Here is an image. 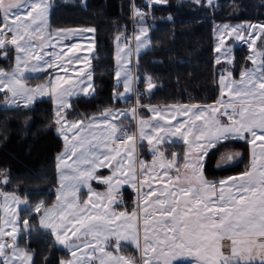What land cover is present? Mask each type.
Returning <instances> with one entry per match:
<instances>
[{
  "label": "snow or ice",
  "instance_id": "1",
  "mask_svg": "<svg viewBox=\"0 0 264 264\" xmlns=\"http://www.w3.org/2000/svg\"><path fill=\"white\" fill-rule=\"evenodd\" d=\"M207 2L211 4L212 0ZM48 7L47 0H11L9 3L0 0V50L11 45L16 52L15 67L11 71L0 69V92L10 93V103L17 106L18 101L27 105L37 94L50 95L57 102V131L66 142L65 152L59 159L64 162L65 170L61 172L58 203L41 213L40 225L50 230L56 242L70 250L74 259L62 260L61 264H173L184 256L193 257L194 264H264V50H253L248 57L253 67L245 68L239 80L234 79L230 71L221 72V98L216 105L149 108L153 119L140 120L139 139L147 141L154 159L151 165L139 162L138 173L132 160L136 137L121 132L120 127L108 119L127 118L129 113L106 111L103 119L90 120L87 129L91 131L85 129L83 120L69 122L66 116H61L71 106L70 97L94 95L95 87L91 83V71L80 70L75 79L68 75L76 71L75 65L87 63L91 67L88 57L77 55L81 50L78 45H65L67 52L62 47L55 53V59H45V56L53 55L43 52L45 47H55L51 43L52 36L63 40L82 35L58 30L55 33L49 31L45 38ZM135 14L142 16L139 10ZM229 28L236 33L237 39L244 38V25L225 24L221 30L230 34ZM247 28L250 30L249 47L253 48L257 38L264 40V25L249 24ZM256 29L259 32L253 36ZM84 31L94 33L95 29ZM140 31L143 35L147 29ZM33 35L43 43L36 45ZM136 40L137 51L147 45L140 36ZM116 41L118 66L122 68L120 53L124 48L120 46L121 37L117 36ZM220 50L218 45L216 51ZM129 54L130 51L125 53ZM33 60L36 63H31ZM216 63H220V57ZM228 63L232 60L228 59ZM54 67L64 75L57 74L48 83L34 88L23 83L25 73L43 72ZM116 77L119 85L121 71L116 72ZM131 80L125 71L124 93H118L116 98L124 99L131 91ZM148 87L151 89L153 85L149 82ZM131 115L135 118V109ZM177 117L184 119L177 120ZM221 117H226L227 122ZM173 120L177 122L173 124ZM118 132H121L119 136ZM172 138H178L187 146L183 174L177 164V155L173 153L172 159H166L160 147L174 142ZM235 139L246 140L253 146L250 165L242 174L221 180L217 186L204 177L203 159L220 143ZM117 142L125 148L124 153L114 146ZM238 155L228 154L224 159L231 161ZM103 168L112 169L111 175H100L99 169ZM146 169L150 172L149 178L155 177L161 181V186L154 189L148 185L149 191L141 198L144 202L141 246L138 212H117L111 205L117 203L113 192L118 185L131 183L134 188L138 184L143 187L138 176H144ZM173 169L174 176L170 175ZM91 181L106 185L107 193L94 192ZM82 186L88 189V199L80 200L78 194ZM4 199L7 208L8 198ZM12 200L27 204L15 196ZM41 207L42 204L37 205L35 211L40 212ZM13 216L4 221L10 226L8 230L0 226V264H32L28 250L18 245V221ZM23 225L28 228V221L24 220ZM5 237L11 242L5 241ZM225 240L230 241V254L227 255L222 251ZM122 242L135 245L141 252L139 262L107 250L114 247L119 252Z\"/></svg>",
  "mask_w": 264,
  "mask_h": 264
},
{
  "label": "trees",
  "instance_id": "2",
  "mask_svg": "<svg viewBox=\"0 0 264 264\" xmlns=\"http://www.w3.org/2000/svg\"><path fill=\"white\" fill-rule=\"evenodd\" d=\"M49 24L52 28L92 27L94 55L91 60L94 95H78L66 110L70 120L86 119L106 108L126 106L113 98L114 40L130 29V0H50ZM145 10L141 17L148 26L150 47L135 60L136 87L142 91L139 101L147 105L208 104L220 94L221 71L234 77L250 65L245 46L233 50L231 64L215 56V26L229 23H264V0H162L160 3L136 0ZM42 80V75L36 77ZM149 82L152 89L145 90ZM0 94V191H12L29 202L19 211L28 221V231L18 236V244L32 253V264H60L68 252L56 243L51 233L37 226L40 212H30L36 203L49 206L56 189L55 157L62 149L60 136L54 130V112L48 99L32 107L3 108ZM139 111V110H138ZM127 128H132L129 126ZM223 148L242 151L247 145L229 140ZM218 145L212 149L204 170L207 177L218 178L242 170L243 161L216 168ZM182 145L167 144V157L173 153L183 160ZM222 148V147H221ZM139 159L147 161L150 152L145 142L138 145ZM5 179V183L2 180ZM130 201L133 193L123 189Z\"/></svg>",
  "mask_w": 264,
  "mask_h": 264
},
{
  "label": "rangeland",
  "instance_id": "3",
  "mask_svg": "<svg viewBox=\"0 0 264 264\" xmlns=\"http://www.w3.org/2000/svg\"><path fill=\"white\" fill-rule=\"evenodd\" d=\"M151 1H154V0H151ZM194 1L197 2V0H194ZM200 1L201 0H199V2ZM5 2L9 3V2H11V0H5ZM147 2H149V0ZM47 3L49 5L48 11H47L48 26H47V30L44 32L45 38L48 37V32L49 31L52 32V33H55L58 30H70L72 32L82 33V35H73V36H70L69 38L63 39V40H58V38L56 36H52L51 37V43L53 45H55V47H45L43 49V52L52 53L53 55L52 56H45V59H55V53L59 52L63 46H65V45H69L70 46V45L75 44V45H78L79 48L81 49L80 51L77 52V55H79L81 57H85V56L88 57L89 58V63L91 65V60H92L91 57L94 55V43L92 42L94 40V33L85 32L84 30L92 28V27H82V28H61L60 27V28H52L50 26V24H49V15H50V9H51V1L47 0ZM135 3H136V1H135ZM133 9H132V4L130 3V12ZM134 12H136V10H134ZM135 19H136V17H135ZM139 20H140V22H141V20L143 22V19H139ZM139 20H135V24H134V27H135L134 38L132 40L128 41V43L130 45H128V47H126L125 45H122L120 43V46L122 48H124V52L120 53V65H122V68L120 66H118L117 41H116V39L114 40V51H113V57H114V60H115L114 84H115V87L117 89L113 92V98L115 100H119L122 103L126 102L127 103L126 106L106 108V109L102 110L101 112H99L97 114L89 116L86 119L70 120V119L67 118V120L69 122L83 120L85 129L87 131H91V129H87V125L89 124L90 120L92 118H96L97 121L103 119V113L106 112V111L111 110L114 113H122V112L129 113L127 118L121 116V117L115 119L114 121L112 120L111 117H109L108 119L111 122H114L115 124H117L119 127H122L123 129L124 128L128 129V130L132 129V132L134 134L136 132V141H135L136 148H135V152H134L133 157H132V160L135 162V167L136 168H137V165H139L138 162L140 161V159L138 157L139 156L138 145L142 141V140L139 139V136H140V131H139L140 130V123L139 122H140V120L141 119H144V120H152L153 119V113L149 111V108H151L150 106H155L156 108H159V109L163 110L166 107L167 108H171L173 106H180L181 105V104L147 105V104H142L139 101V97L143 93H142L141 90H139L136 87L137 78L135 76V60H136V57L139 54L143 53L145 50H147L150 47V37H149L148 26L143 24V23H140V24L136 25L137 22H139ZM249 24H251V25H264V24H258V23H250V22L229 23V24H227L229 26L244 25L245 28H244L243 33H242V35L244 37L243 39H237L236 38V33H232L230 28L228 30V32L230 34H226L225 31L221 30L222 26L225 25V23L217 24L215 26V52H216L215 56H216V60H217L218 57H220V61H222V62L228 63V59H231L232 62H233V50L237 46L248 47L249 50H250L249 56L252 55L253 50H257V51L264 50V40H261L259 38H257V40H256V42L258 41V43L260 44V45H258L259 47L256 46V44H255V46L253 48L249 47L250 41L248 39V33H249L250 30L247 28V25H249ZM142 28L147 29L146 34H143V35L141 34L140 30ZM258 32H259V29H256L255 31L252 32V35L256 36L258 34ZM8 35L10 37L11 34H8ZM137 36H140L141 40H146L147 41V45L144 46V47H141L139 49V51H137V43H138L137 40H136ZM32 40H33V42L36 45H40L41 43H43V41H41L36 35L32 36ZM221 40L223 41L222 45H221ZM218 45H220V47H221L220 52L216 51V48H217ZM36 50L38 52L41 51L39 48H37ZM63 51L67 52V47H63ZM129 51H130V54L129 55H125V53H128ZM43 52H41V54H43ZM3 53H7V55L5 56V55H3ZM15 56H16V52H15L14 46L9 45L6 49L0 50V69H4L6 71H11L15 67V63H16ZM31 63H36V61L33 60V61H31ZM74 67H75L76 71H71L68 74V75L72 76L73 79H75L78 76L80 70H83L85 72L91 71V67L89 68L87 63H81V64H78V65H75ZM251 67H253V65L250 62V67L249 68H251ZM118 70L121 71V83L119 85L117 84V77H116V72ZM125 71H127L130 74L131 78H132V80H131V91L125 94V98L124 99H118V98H116V95L118 93H124L123 78H124ZM224 71L225 70H223L221 72H224ZM227 71H229V70H227ZM57 74L64 75L63 72L59 71V69H57L55 67L51 68V69H47L46 71H43V72L25 73V78L23 80V83L26 86H28V87L34 88L37 85H43V84L48 83V81L50 79H54ZM41 75L43 77L42 80L36 78V77H39ZM233 78L236 79V80H239L240 75L238 77H234L233 76ZM91 83L93 84L92 81H91ZM148 85L145 88V90L147 92H149L152 89V88L149 89ZM140 92L142 94H140ZM220 92H221V90H220ZM0 94H2L1 107H3V108H17V107L27 108V107L34 106V104L37 101H39V100L48 99L50 101L51 107H52L53 112H54V125H55L54 126V130L60 136L61 141H62L63 144H62L61 151L55 157L56 189H55L54 202L51 205H49V206L41 207L40 208V214L38 216L37 226L39 228H41L42 230H45L40 225L41 213H43L48 208H52L54 205H56L58 203L57 194H58V192L60 190V184H61V179H62L61 172L65 170L64 162H62L59 159V157L65 152L66 142H65L63 136L57 131V129L59 127V125H57V123H56V120H57V116H56L57 102L50 95H39V94H37L34 97V99L30 103H28L27 105H25L24 101H18L19 106H17L16 104H11L10 103V101L12 99L10 93L0 92ZM134 94H135V96H133ZM80 95H83V94H80ZM74 97L75 96L70 97L69 101H71V99L74 98ZM137 101H139V103H137ZM188 104H190V103H188ZM133 109L136 110L135 118H133L132 115H131ZM61 116H66L67 117L66 111L62 112ZM182 119H184V117H177V120H182ZM176 122H177L176 120L172 121L173 124H175ZM129 126H132V128H127ZM93 127H95V124L93 125ZM119 133L120 132L117 133L118 136H119ZM69 135L71 136V133H69ZM172 140L174 142H168L167 144L178 143L179 145H182L181 150L183 151V153H182L183 160H181L179 162L177 161V164L180 165V171L183 174L184 171H185L183 169V163L185 162L184 161V153L187 150V146L185 144H183V142L181 140H179L178 138H172ZM226 142H228V141H226ZM224 143L225 142H222V143L219 144V145H221V146L218 147V149H220L219 150V154L217 155V157L215 159V163H214V165L217 166L218 168L219 167L222 168V167H225V166H232V165L237 163V162H234V160L238 158L237 156H234V158L231 161H227L226 159H224V157L226 155L234 154L233 152H236V149H228L226 147L223 148V145H225ZM163 145L165 146L166 143L160 145L161 149L164 151V154H165V150L163 149ZM114 146L119 148L121 153H124L125 148L121 147L118 144V142ZM147 150L150 153L152 152V151H150V147H149L148 144H147ZM212 151L213 150H210L208 152V154L203 159V170H204V167H205L206 160L209 157V155H211ZM238 151L240 153L242 152L240 150H238ZM136 156H137L138 160L136 159ZM165 158L166 159H172V156L167 157L166 154H165ZM141 161L145 162V161H143V159ZM241 161H243V157L241 158V160L239 162H241ZM67 163H71V161H67ZM245 164L246 163L244 162V164L242 166H245ZM145 165H151V164H145ZM159 170H160L159 166L157 165V171H159ZM111 171H112V169H110V168H103V169H99V174L102 175V176H109V175H111ZM170 175H172V176L175 175V169L170 171ZM149 176H150V172L147 169L145 171V175L144 176H138V180L143 182V187H140V185L138 184L137 187L134 188L131 183L118 185L117 186V190L113 192V196L115 197V200H116V192L118 190H123L125 188H128V189H130L132 191V193H133L132 200L130 201V204H128V205H126L124 207L118 206L117 203H113L111 205V207L117 212L123 211V212H125L127 214H131L133 211H137L138 212V214H139L138 223H139V226L141 228V232H140V236H141L140 243H141V246H143V231H142V229H143V212H142V208L144 206V202H143V200L141 198L149 191L148 185H152V187L154 189H158L161 186V181L157 180L155 177L149 178ZM229 176L233 177V175H229ZM234 176H237V175H234ZM2 178H5V177L4 176L0 177V180ZM207 178H209V177H207ZM215 178L216 177H214V179ZM90 183H91V188H92V190L94 192L102 193V194L107 193L108 189H107L106 185H104L102 183H99L97 181H91ZM169 186H171V185H169ZM0 192H1L0 193V226H3L6 230H8L10 228V226L9 225H5L4 221L6 219H8V217L10 215L14 214L13 218L18 221L17 227H18L19 235L21 233H23L25 235L26 232L28 231V228L24 227L23 221L26 220V218H23L21 220L20 217H19V211L22 208L29 207V202L26 199H21L20 197H18L16 195V193H14L12 191H5L4 190V191H0ZM78 195L80 197V200L88 199L89 193H88L87 187H83L82 186L81 187V191H80V193ZM13 196L17 197L18 201H27V204L14 202L12 200ZM5 197L8 198V200H7V208L5 207V201H4V203H1V199L5 198ZM149 199H152V198L150 197ZM37 205H41V204L40 203H36L35 205H33L30 208V212H36L35 209H36ZM149 211H151V208H149ZM45 231L50 233V230H45ZM14 235H15V233H14ZM53 238L55 240L54 236H53ZM4 239H5V241H7L9 243L11 242L9 237H5ZM56 243L59 244L58 242H56ZM59 245H61V244H59ZM222 245H223L222 246V251L226 255L230 254V241L225 240V241L222 242ZM61 246L68 252V256L65 259H62V260L68 261V260L74 259L72 254H71V252H70V250L68 248H66L64 245H61ZM19 247L21 249H25L23 246L19 245ZM107 250L108 251H112L114 255H123L125 257H131L133 259H136L138 262H139L140 256H141V252L138 249H136L135 245L130 244V243H126V242H122L121 250L119 252L115 251L114 247H109ZM28 254L32 256V253L29 252V251H28ZM79 255H80V253L78 252L77 256H79ZM61 261H60V264H61ZM97 264H98V262H97ZM173 264H194V258L193 257H189V256H184V257H181V258L175 260L173 262Z\"/></svg>",
  "mask_w": 264,
  "mask_h": 264
},
{
  "label": "crops",
  "instance_id": "4",
  "mask_svg": "<svg viewBox=\"0 0 264 264\" xmlns=\"http://www.w3.org/2000/svg\"><path fill=\"white\" fill-rule=\"evenodd\" d=\"M140 6H138L137 5V3H136V9H138ZM139 19H142L140 16H136V19L135 20H139ZM140 23H142V20H141V22H140V20H139V22H137V24L136 25H138V24H140ZM259 24V23H258ZM261 24H264V23H261ZM134 32H135V27H134ZM133 38H134V36H133ZM133 43V42H132ZM122 45H125L126 47H128V45H130L129 43H127V44H122ZM258 45H260L259 43H258V41L256 42V46H258ZM259 47V46H258ZM247 49H248V51H249V53H250V50H249V48L248 47H246ZM248 57H249V54H248ZM92 58V57H91ZM250 62V61H249ZM250 67V65L247 67V68H249ZM245 69V68H244ZM243 70V69H242ZM241 70V71H242ZM241 71H240V73H241ZM240 73H239V75H240ZM238 75V76H239ZM221 98V92H220V94H219V97H218V99L217 100H219ZM224 99H227V96H225L224 97ZM216 100V101H217ZM216 101L215 102H212V103H208V104H196V103H193V104H195V105H200V106H203V105H209V104H212V105H216ZM193 104H181V105H193ZM218 106V105H217ZM150 107H155V106H150ZM221 119L224 121V122H227V119H226V117H221ZM55 126V125H54ZM123 128L122 127H120V130H122ZM249 139H250V137H249ZM235 141H241V142H244L246 145H247V155H246V159H245V166H242L243 168H242V170L240 171V172H238V173H236V174H232L233 176L234 175H240V174H242L244 171H246L247 169H248V167H249V165H250V161H251V149H252V145L251 144H249L246 140H240V139H235ZM143 142H145L146 144H147V142L145 141V140H143V141H141V143H143ZM233 152V151H232ZM152 153V152H151ZM150 153V154H151ZM234 154L235 153H238L239 155L237 156L238 158L237 159H235L234 160V162H239L240 160H241V158L243 157V154H242V152L240 153L238 150H236V152H233ZM139 157V156H138ZM136 159H137V156H136ZM138 160V159H137ZM140 161H141V159H140ZM139 161V162H140ZM139 162H138V164H139ZM144 164H151V163H147V161H145L144 162ZM215 166V165H214ZM216 168H218L217 166H215ZM220 168V167H219ZM136 170H137V172H139L140 171V169H139V165H137V168H136ZM203 175H204V177L209 181V182H212V183H217V186H219L218 185V182L219 181H221V180H227L229 177H231V176H229V175H226V176H222V177H218V178H207L206 176V172H205V170H203ZM130 190V189H129ZM131 191V190H130ZM132 192V191H131ZM1 193V192H0ZM4 201H5V199L3 198V199H1V203H4Z\"/></svg>",
  "mask_w": 264,
  "mask_h": 264
},
{
  "label": "built area",
  "instance_id": "5",
  "mask_svg": "<svg viewBox=\"0 0 264 264\" xmlns=\"http://www.w3.org/2000/svg\"><path fill=\"white\" fill-rule=\"evenodd\" d=\"M136 0H130V3L132 4V11L130 12V29L128 31H124L120 34V37H121V41L120 43L121 44H127L128 41L132 40L133 39V36H134V24H135V17L137 16L134 12V10H139L141 13H142V16L140 17H143L145 15V10L142 8V7H139L138 9H136V3H135ZM148 0H142V2H147ZM140 94H142L140 92ZM135 96V94L133 95ZM227 119V118H226ZM123 131H126L128 135H134L136 137V132L135 134L132 132V129H122L121 132ZM121 132L119 133V135L121 134ZM119 144V143H118ZM154 159V156H153V153H151L149 155V158L147 160L148 163H151ZM116 200H117V205L120 206V207H124L126 205L129 204V199L128 197L126 196L125 192L123 190H118L116 192Z\"/></svg>",
  "mask_w": 264,
  "mask_h": 264
},
{
  "label": "water",
  "instance_id": "6",
  "mask_svg": "<svg viewBox=\"0 0 264 264\" xmlns=\"http://www.w3.org/2000/svg\"><path fill=\"white\" fill-rule=\"evenodd\" d=\"M2 182L5 183V179H3Z\"/></svg>",
  "mask_w": 264,
  "mask_h": 264
}]
</instances>
